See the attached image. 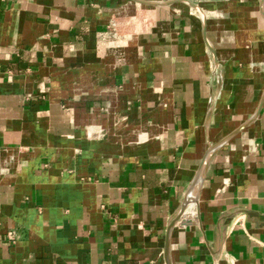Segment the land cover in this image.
<instances>
[{"label": "crops", "instance_id": "0c3cea01", "mask_svg": "<svg viewBox=\"0 0 264 264\" xmlns=\"http://www.w3.org/2000/svg\"><path fill=\"white\" fill-rule=\"evenodd\" d=\"M0 264H264V0H0Z\"/></svg>", "mask_w": 264, "mask_h": 264}, {"label": "bare ground", "instance_id": "6f19581e", "mask_svg": "<svg viewBox=\"0 0 264 264\" xmlns=\"http://www.w3.org/2000/svg\"><path fill=\"white\" fill-rule=\"evenodd\" d=\"M197 190L198 189H193L192 192L190 193V203L189 204H192L195 200H196V195H197Z\"/></svg>", "mask_w": 264, "mask_h": 264}]
</instances>
